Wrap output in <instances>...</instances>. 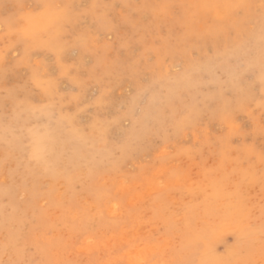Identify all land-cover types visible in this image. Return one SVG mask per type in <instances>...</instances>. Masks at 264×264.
Segmentation results:
<instances>
[{"label": "rangeland", "instance_id": "374dc122", "mask_svg": "<svg viewBox=\"0 0 264 264\" xmlns=\"http://www.w3.org/2000/svg\"><path fill=\"white\" fill-rule=\"evenodd\" d=\"M262 65L264 0H0V264H264Z\"/></svg>", "mask_w": 264, "mask_h": 264}, {"label": "bare ground", "instance_id": "6f19581e", "mask_svg": "<svg viewBox=\"0 0 264 264\" xmlns=\"http://www.w3.org/2000/svg\"><path fill=\"white\" fill-rule=\"evenodd\" d=\"M50 20V19H49ZM30 23H31V21H30ZM33 25H36V24H33ZM55 136V135H54ZM34 138V137H33ZM36 138V137H35ZM56 138H54V140H55ZM15 142V141H14ZM34 142V141H33ZM51 143H54V142H52L51 141ZM35 145V144H34ZM34 148V147H33ZM36 152H37V149H36ZM162 153V152H161ZM14 154V153H13ZM20 154V153H19ZM15 155V154H14ZM17 155V154H16ZM21 157H23V156H21ZM27 161V160H26ZM57 165V164H56ZM60 165V164H59ZM20 166H21V164H20ZM69 168V167H68ZM31 169V168H30ZM59 170V169H58ZM161 170V169H160ZM60 171V170H59ZM160 173V172H159ZM50 175V174H49ZM191 175V174H190ZM34 176V175H33ZM40 178V177H39ZM69 178V177H68ZM185 178H183L182 180H184ZM191 179V178H190ZM187 181V180H186ZM191 181V180H190ZM189 181V182H190ZM180 182H182L181 180H177L176 181V183H177V185H180L179 183ZM188 182V183H189ZM108 183V182H107ZM121 183H122V181H121ZM184 183V182H183ZM187 183V182H186ZM187 183V184H188ZM32 184V183H31ZM115 184H117V183H115ZM117 185H120V183L119 184H117ZM162 185V184H161ZM175 185V184H174ZM192 185V184H191ZM190 185V186H191ZM109 186V185H108ZM120 186H123V185H120ZM126 186H127V184H126ZM126 186L124 187V188H126ZM194 186V185H193ZM192 186V187H193ZM128 188H130V187H127L126 189L127 190H129ZM149 188V187H148ZM199 189V188H198ZM118 190H121L120 188H118ZM153 190H154V187H152V190H150V192H153ZM115 191H117L116 190V188H115ZM38 192V191H37ZM122 192V190L120 191V193ZM221 194V193H220ZM120 195V194H119ZM137 195V194H136ZM22 196V195H21ZM220 197V196H219ZM123 198V197H122ZM131 198V197H130ZM137 198V197H136ZM146 198V197H145ZM132 199V198H131ZM137 199H140V196L137 198ZM89 200V199H88ZM92 200V199H91ZM94 201V200H93ZM131 201V203H134L135 201L134 200H130ZM130 201H128V203H129V205L131 204L130 203ZM71 203V202H70ZM90 203V202H89ZM175 203H176V201H175ZM177 204H179V203H177ZM135 205V204H134ZM231 207V206H230ZM240 208V207H239ZM179 209V208H178ZM231 209V208H230ZM110 210L112 211V213H110V215L111 214H117V213H115L114 211H116L115 210V207H112V208H110ZM121 209H119V211H120ZM234 210V209H233ZM18 212V211H17ZM114 212V213H113ZM230 213V212H229ZM228 213V214H229ZM239 213V212H238ZM235 214V213H234ZM87 217V216H86ZM174 217V216H173ZM175 218V217H174ZM180 219V218H179ZM236 219V218H235ZM14 223V222H13ZM228 223V222H227ZM230 223V222H229ZM240 223V222H239ZM225 224V223H224ZM231 224V223H230ZM158 225V224H157ZM145 226H146V224H145ZM146 227H148V226H146ZM222 227V226H221ZM240 227H241V225H240ZM10 228V227H9ZM143 229H140L139 228V230H136V231H134L132 234H131V236H129L128 238H127V240H129L128 242L130 243L129 245H130V248H129V251L128 252H126V254H125V256H126V258H127V260H128V262H129V264H146L147 263V261H148V258H149V256L150 255H152V254H154V253H157V252H159V251H163V250H166L165 249V247H161V246H158V245H151L150 243H138L137 242V240H139L138 239V237L136 236V235H138V234H141V231L142 230H144V227H142ZM238 228V227H237ZM4 229V228H3ZM234 229V228H233ZM223 230V229H222ZM226 230V229H225ZM236 230H238V229H236ZM241 230V229H240ZM233 232L234 233V231H232V230H229V232ZM243 232V231H242ZM246 232V231H245ZM130 233V232H129ZM224 233V232H223ZM215 234V233H214ZM246 234H247V232H246ZM143 235H145V232L143 233ZM155 235V234H154ZM208 236V235H207ZM207 236H206V238H207ZM215 236H216V234H215ZM255 237V236H254ZM123 239V238H122ZM125 239V238H124ZM238 239H240V238H238ZM242 239V238H241ZM240 239V240H241ZM250 239H252V238H250ZM254 239V238H253ZM90 239L88 238V241H89ZM91 240H92V238H91ZM204 240H206V239H204ZM243 240V239H242ZM245 240H247V239H245ZM84 241H85V238H84ZM93 241V240H92ZM86 242H87V240H86ZM85 242V243H86ZM127 242V241H126ZM242 242V241H241ZM244 242V241H243ZM242 242V243H243ZM245 243V242H244ZM87 245L89 244V243H86ZM108 244V243H107ZM110 244L112 245L113 243L112 242H110ZM109 245V244H108ZM86 246V245H85ZM93 246H95V247H98V244H97V242H95V243H93L92 244V247ZM102 246V245H101ZM113 246V245H112ZM4 247V246H3ZM8 247V246H7ZM12 247V246H11ZM91 247V246H90ZM91 247V248H92ZM92 248V249H89V251H92V250H94V249H96V248ZM241 247V246H240ZM1 249V248H0ZM79 250H83V251H85L86 249L84 248V249H80V248H78ZM230 249V248H229ZM236 249V248H235ZM242 249V248H241ZM2 250V249H1ZM227 250V249H226ZM233 250V249H232ZM3 251V250H2ZM88 250H86V252H87ZM241 251V250H240ZM59 252V251H58ZM167 252H165V254H166ZM59 254V253H58ZM73 254V253H72ZM109 254V253H108ZM225 254H226V252H225ZM18 256V255H17ZM211 256V255H210ZM235 256V255H234ZM224 257V256H223ZM227 257V256H226ZM232 257V256H231ZM236 257V256H235ZM234 257V258H235ZM206 258H208V257H206ZM205 259V258H204ZM211 259V258H210ZM209 259V260H210ZM216 259V258H215ZM227 259V258H226ZM218 260V259H217ZM220 260V259H219ZM222 260V259H221ZM225 260V259H224ZM104 263V262H103ZM107 263V262H106ZM215 263V262H214ZM107 264H110V263H107ZM209 264V263H208Z\"/></svg>", "mask_w": 264, "mask_h": 264}, {"label": "snow or ice", "instance_id": "6c2138e0", "mask_svg": "<svg viewBox=\"0 0 264 264\" xmlns=\"http://www.w3.org/2000/svg\"><path fill=\"white\" fill-rule=\"evenodd\" d=\"M25 39H27L26 33H25ZM262 82H264V65H262Z\"/></svg>", "mask_w": 264, "mask_h": 264}]
</instances>
